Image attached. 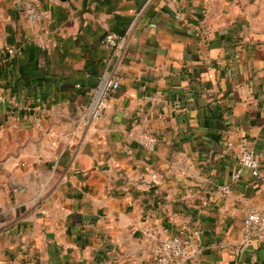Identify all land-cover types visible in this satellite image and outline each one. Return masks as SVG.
Returning <instances> with one entry per match:
<instances>
[{
	"label": "crops",
	"instance_id": "0c3cea01",
	"mask_svg": "<svg viewBox=\"0 0 264 264\" xmlns=\"http://www.w3.org/2000/svg\"><path fill=\"white\" fill-rule=\"evenodd\" d=\"M0 86V264H149L174 236L198 252L174 264H264L243 243L264 211V0H0ZM242 141L261 181L233 180Z\"/></svg>",
	"mask_w": 264,
	"mask_h": 264
},
{
	"label": "built area",
	"instance_id": "2783aa9c",
	"mask_svg": "<svg viewBox=\"0 0 264 264\" xmlns=\"http://www.w3.org/2000/svg\"><path fill=\"white\" fill-rule=\"evenodd\" d=\"M104 44L113 49L116 54L122 49L125 38L115 34H109L104 39ZM10 55L14 51H9ZM120 81L117 78L105 76L97 87L93 100L88 108L89 118L95 120L100 119L105 114L108 107V98L112 93L120 89ZM7 99L2 95V87L0 86V103H6ZM14 105L11 116H15L17 110H23V105L11 98L9 101ZM142 144L150 151L155 149V139L145 137ZM239 169L233 176L234 181H238L244 169L251 172L254 179L261 181L263 174L261 171V161L256 150L249 147L247 141H242L238 146ZM220 192L223 195H229L230 187L221 186ZM253 242H264V211L255 208H249L243 224V243L250 244ZM198 252L193 248L192 241L187 238L174 236L168 237L160 241L155 252L153 261L149 264H174L176 262H189L196 258ZM17 264V263H13Z\"/></svg>",
	"mask_w": 264,
	"mask_h": 264
},
{
	"label": "water",
	"instance_id": "95a60500",
	"mask_svg": "<svg viewBox=\"0 0 264 264\" xmlns=\"http://www.w3.org/2000/svg\"><path fill=\"white\" fill-rule=\"evenodd\" d=\"M64 1V0H63Z\"/></svg>",
	"mask_w": 264,
	"mask_h": 264
}]
</instances>
